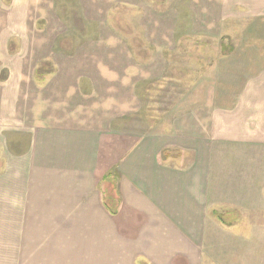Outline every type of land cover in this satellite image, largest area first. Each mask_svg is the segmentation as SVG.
<instances>
[{
    "label": "crops",
    "instance_id": "1",
    "mask_svg": "<svg viewBox=\"0 0 264 264\" xmlns=\"http://www.w3.org/2000/svg\"><path fill=\"white\" fill-rule=\"evenodd\" d=\"M75 1L97 25L88 38L66 32L52 0L0 12V74H10L0 79V152L14 153L32 186L0 192V264H202L211 216L223 223L211 201L250 200L228 196L245 191L230 190L243 163L227 148L264 149V68L209 85L205 107L175 106L140 131L139 90L167 85L176 22L131 17L124 31L111 13L141 11L143 0ZM24 9L44 14L28 20L43 31L23 32ZM43 184L48 192L36 190ZM103 193L116 197L113 209Z\"/></svg>",
    "mask_w": 264,
    "mask_h": 264
},
{
    "label": "rangeland",
    "instance_id": "2",
    "mask_svg": "<svg viewBox=\"0 0 264 264\" xmlns=\"http://www.w3.org/2000/svg\"><path fill=\"white\" fill-rule=\"evenodd\" d=\"M29 1H37L40 4L43 0H0V12L15 17L19 15L20 11L17 8L21 6H17V2ZM52 1L54 2L52 15L62 18L66 32L78 33L86 38L97 32V25L90 24L83 17L77 1ZM143 1L144 8L141 11L119 7L114 9L115 12L111 13V16L119 19L124 31H127V19L131 17L137 19L165 17L169 23L174 19L176 40L169 41L166 54L169 65L167 85L160 88L159 84L153 83L151 92L145 88L139 90L142 104L141 111L135 117V127L139 124L140 131H143L144 124L147 125L150 121L152 124L160 123L163 116H171L169 113L164 114V111L175 106L184 111L199 105L205 107L208 93L213 91L208 88L209 85L223 80L240 81L264 68V0ZM35 10L38 9H34L33 13L31 9L23 10L25 17L23 32L32 31L30 28H34L35 31L44 30L40 21L28 22L32 19L31 15L34 17L44 15L41 11L37 14ZM172 12L174 16L178 15L177 21ZM225 50L230 53L223 54ZM57 52L61 55L68 54L63 47H59ZM139 59L148 60L142 56ZM3 62L10 64L11 60L5 58ZM9 75V72L4 70L0 74V79L6 80ZM177 80L198 82L200 87L180 89ZM229 91L235 90L229 88ZM12 134L6 135L13 138ZM231 151L236 152L237 159L242 160L243 165L231 180L227 178L228 182L239 187L235 190L238 187L232 186L230 190L245 193L242 195L241 192L239 195L228 193V196L243 197L246 194L250 200L211 201L210 211L215 210L219 217L223 218V223L209 213L211 218L215 219V224L207 233L202 264H264V149L244 152L237 148H227V152ZM249 160L254 161L249 168H245ZM227 165L229 166V163ZM17 166L13 152H0V192H25L27 187L28 191H32V186L22 184L25 179L22 167V173L17 177ZM63 188L64 186H61V189ZM36 190L48 192V185L37 186ZM251 190H255L256 193H249ZM102 196L105 203L108 196L116 200L114 195L103 193ZM237 202L243 206H236ZM242 222L245 223L242 225Z\"/></svg>",
    "mask_w": 264,
    "mask_h": 264
},
{
    "label": "trees",
    "instance_id": "3",
    "mask_svg": "<svg viewBox=\"0 0 264 264\" xmlns=\"http://www.w3.org/2000/svg\"><path fill=\"white\" fill-rule=\"evenodd\" d=\"M109 195H112V193H110ZM104 204L106 208L113 209L115 207L114 199L112 200V198H110L109 196H108V201L106 203L104 202Z\"/></svg>",
    "mask_w": 264,
    "mask_h": 264
}]
</instances>
